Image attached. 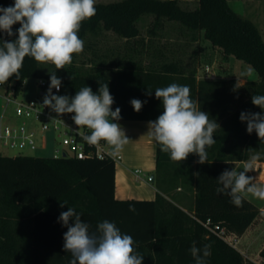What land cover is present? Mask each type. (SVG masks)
Segmentation results:
<instances>
[{"label": "trees", "instance_id": "obj_1", "mask_svg": "<svg viewBox=\"0 0 264 264\" xmlns=\"http://www.w3.org/2000/svg\"><path fill=\"white\" fill-rule=\"evenodd\" d=\"M181 1L95 3L96 14L82 22L78 33L87 51L74 54L72 63L59 70L51 63L41 64L26 57L19 75L9 79L20 86L26 78L38 77L46 81L48 90L50 73H55L62 81L58 95L69 97H74L83 86L98 94L99 87L108 84L115 109H121V119L156 120L163 106L155 97V89L172 83L186 85L201 111L205 112L206 103L214 100L222 103V114H226L213 133L216 143L206 148L207 162L198 163L195 153L184 161H173L157 142L156 198L119 199L115 196L116 161L112 157L9 156L0 152V264H69L71 254L63 249L67 227L58 222L61 212L69 207L81 214L92 232L100 222L108 220L122 233L131 235L136 252L144 257L143 264H195L189 253L194 243L197 247L211 244L207 264H264V247L260 251L262 261L257 263L210 233L200 222L211 218L242 235L260 214V208L248 198L244 197L242 207H236L227 194L218 193L222 185L217 180L225 170L235 168V161L253 155L264 161V141L255 131L249 134L246 122L238 123L237 111L232 113L230 109V100L238 90L240 100L246 99L239 114L244 111L264 114V110L252 104L253 95H264V39L258 26L238 14L229 0H196L193 8L182 7ZM12 5L14 0H0V7ZM147 15L154 17L148 29L153 38L145 44L140 39L138 22ZM176 24L186 41L203 36L226 55L250 64L259 79H249L241 86L233 79L197 80L199 47L189 57L188 44L155 43L156 36H166L167 25ZM19 27L13 25V32ZM105 31L126 38L132 49L127 54L126 46L124 53L118 52L111 61L113 75H109V66L98 46ZM16 38L0 31V39ZM132 99L146 101L139 112L133 109ZM181 185L193 192V205L187 209L171 194L172 189ZM130 208L135 212L129 211ZM72 223L70 220L69 224Z\"/></svg>", "mask_w": 264, "mask_h": 264}, {"label": "clouds", "instance_id": "obj_2", "mask_svg": "<svg viewBox=\"0 0 264 264\" xmlns=\"http://www.w3.org/2000/svg\"><path fill=\"white\" fill-rule=\"evenodd\" d=\"M95 14V0H14V5L0 7V31L8 37L17 36L11 41L0 39V84L19 75L26 57L41 64L51 63L57 70L71 64L73 55L84 49V41L78 35L81 24ZM15 24L20 27L14 33ZM61 86V79L50 73L43 105L58 115L74 113L72 119L78 128L90 130V134L82 135L86 143L97 145L104 141L114 149L113 154L118 153L128 138L120 124L114 122L121 119V109L112 110L114 99L108 84L101 85L98 94L83 86L74 97L53 94L52 90L59 92ZM147 95H151V90ZM155 97L162 101L163 112L155 121L148 122V134L161 145V151L176 162L186 160L193 153L198 155V163L207 162L206 148L216 143L213 133L219 125L200 110L199 102L191 98L190 88L172 83L155 89ZM130 103L139 112L146 101L132 99ZM252 104L264 110V95H253ZM239 119L246 122L249 134L255 131L264 141V114L244 111ZM250 159L255 161L259 156ZM250 170L252 163L243 171L225 170L217 180L222 185L217 192L227 194L236 207H242L246 194L264 199V184L248 176ZM58 222L67 227L63 249L71 254L69 264H143L144 257L136 252L133 237L122 233L113 222L104 220L92 232L91 226L72 207L61 212ZM189 253L195 264H207L211 244L197 247L194 243Z\"/></svg>", "mask_w": 264, "mask_h": 264}, {"label": "crops", "instance_id": "obj_3", "mask_svg": "<svg viewBox=\"0 0 264 264\" xmlns=\"http://www.w3.org/2000/svg\"><path fill=\"white\" fill-rule=\"evenodd\" d=\"M183 1V0H182ZM181 1V2H182ZM196 1V0H189ZM178 26V24H177ZM179 31L177 45L184 43L188 44V49L186 50L187 56L194 54V48H200V59L202 57V47L200 42L203 36L198 40H189L186 41L185 37L180 34ZM126 39V38H125ZM126 41H128L126 39ZM130 42H127V54L132 53L131 47H129ZM199 43V44H198ZM106 51H100V54L106 59V65L109 66V75H113L111 61L116 58L118 52L115 44V40H110L105 48ZM184 51V50H182ZM202 75L198 74V69L196 72L197 80H235L231 77H219L216 70H212L211 73H214L215 78L210 77L211 73H207L205 69L202 70ZM259 76L255 77L252 80H258ZM245 82L237 80L235 84L237 86L243 85ZM246 99L243 97L242 100L239 98L238 90L236 94L233 95V99L230 100L231 106L228 103V106L231 108V112L234 113L237 111V121L239 123L240 119V105L245 104ZM115 104L113 103L111 108L114 111ZM222 103H216L214 100L208 101L206 103L205 113L209 115L210 120H215L219 125L222 123L226 117V114L223 112ZM228 112V110H227ZM231 113V114H232ZM222 114V115H218ZM110 119V118H109ZM155 121V119H120L119 121H114L120 124L122 129L125 132L126 137L128 138L127 143H125L122 149L116 153L121 155L116 163V175H115V196L119 199H155L159 191L155 181H150V175L155 174L156 180V166H157V142L148 134V122ZM110 151L113 153L114 149L109 145ZM251 158V157H250ZM250 158L247 160H238L235 161V165L238 163H243L250 161ZM257 162L261 165L262 169L258 172L260 179L264 182V161L257 159ZM172 196L175 200L185 209L192 207L193 205V192L191 189H186L185 187L178 186L171 190ZM246 196V195H245ZM249 200L254 202L260 208V214H263L264 206H259L257 202L250 197H247ZM264 202V199H262ZM259 214V215H260ZM259 215L253 221V223L247 228V230L242 235H237V246L244 256L257 263H261L262 258L260 256V251L264 247V226L261 225L259 221ZM255 246H260L257 248L256 253L253 252Z\"/></svg>", "mask_w": 264, "mask_h": 264}, {"label": "built area", "instance_id": "obj_4", "mask_svg": "<svg viewBox=\"0 0 264 264\" xmlns=\"http://www.w3.org/2000/svg\"><path fill=\"white\" fill-rule=\"evenodd\" d=\"M204 69L207 73L212 72L210 65H206ZM215 76L214 73L210 74L212 78ZM23 84L18 86L13 79L0 84L1 153L6 149H17L19 153L14 156L30 155L26 152L45 149L51 140L53 144L51 157L54 158L103 159L112 157L116 163L121 159V155L113 154L109 145L104 141H100L97 145L86 143L82 135L90 134V130L78 128L72 119L74 113L58 115L43 105V99L47 94L44 79L38 80L37 86L40 92L33 97L21 95ZM53 94L58 95L56 89L53 90ZM16 120H20V124H17ZM200 222L210 233L232 246H237V234L229 231L225 226L213 222L211 218L200 220Z\"/></svg>", "mask_w": 264, "mask_h": 264}, {"label": "rangeland", "instance_id": "obj_5", "mask_svg": "<svg viewBox=\"0 0 264 264\" xmlns=\"http://www.w3.org/2000/svg\"><path fill=\"white\" fill-rule=\"evenodd\" d=\"M113 0H95V3L98 2H110ZM229 4L231 7L241 16L252 20L260 29V32L262 34V37L264 39V0H229ZM180 5L182 7H189L193 8L197 5V1H189V0H183ZM154 17L151 15H147L142 17L138 25L140 26L141 29V36L140 39H144L145 44L149 42V40H152L153 37L149 36L148 29L153 23ZM166 36L160 37L156 36L155 43L157 44L158 42L160 44H164L166 42L167 44H172L178 41V35H179V27L177 26H168L164 28ZM181 34V33H180ZM110 40H115V44L117 47V52H123L124 49L127 46V41L124 37H120L116 35L112 31H105L102 33L101 39L99 40L98 46L100 51H106V45ZM200 42V46L202 47V57L200 59L199 65H198V74L202 75V70L206 65H210L211 70H216L218 73L219 77H231L235 78V80H240L241 82H246L249 79H254L255 77L258 76V73L254 70V68L242 61L237 59L233 55H226L222 48L220 47H215L212 45L211 41L202 38ZM158 43V44H159ZM199 44V43H198ZM146 46V45H145ZM87 51L86 49H84ZM176 54L177 52L174 51ZM88 55L89 53H85ZM144 59L146 62L148 57L144 53ZM39 78L38 77H28L24 80L23 84V91H22V96L24 97H33L34 95L38 94L40 92L37 82ZM17 124H20V120H16ZM51 137V135H50ZM17 153H19V150L17 149H6L3 151V154L9 155V156H14ZM30 155H36V156H44V157H51L53 155V144L52 141L50 140L47 147L45 149H40L38 151H27L26 154ZM254 156V155H253ZM252 157V156H251ZM248 163H252L253 170H250L247 175L252 177L254 180L256 179L255 182L262 183L264 184L263 180L260 179V176L258 175V172L262 169L261 165L257 160L243 163H238L235 165V169L243 171L245 166ZM264 166V164H263ZM247 197H250L251 199L255 200L259 206H264V202L262 199L253 197L251 194H246ZM245 196V197H246ZM259 221L261 222V225L264 226V215L260 214L259 215ZM264 243V241H262ZM260 246H255V249H253V252L256 253L257 248Z\"/></svg>", "mask_w": 264, "mask_h": 264}, {"label": "water", "instance_id": "obj_6", "mask_svg": "<svg viewBox=\"0 0 264 264\" xmlns=\"http://www.w3.org/2000/svg\"><path fill=\"white\" fill-rule=\"evenodd\" d=\"M150 181H151V182H154V181H155V174H154V173H152V174L150 175Z\"/></svg>", "mask_w": 264, "mask_h": 264}]
</instances>
